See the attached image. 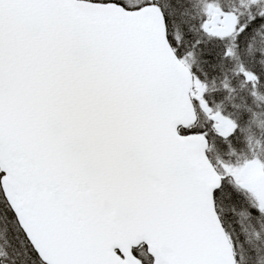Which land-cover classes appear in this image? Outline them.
Masks as SVG:
<instances>
[{"label":"snow or ice","instance_id":"obj_1","mask_svg":"<svg viewBox=\"0 0 264 264\" xmlns=\"http://www.w3.org/2000/svg\"><path fill=\"white\" fill-rule=\"evenodd\" d=\"M0 264H264V0H0Z\"/></svg>","mask_w":264,"mask_h":264}]
</instances>
